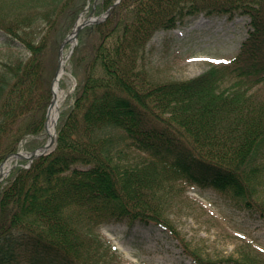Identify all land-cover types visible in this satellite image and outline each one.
<instances>
[{
    "label": "trees",
    "instance_id": "16d2710c",
    "mask_svg": "<svg viewBox=\"0 0 264 264\" xmlns=\"http://www.w3.org/2000/svg\"><path fill=\"white\" fill-rule=\"evenodd\" d=\"M71 1L0 0V48L18 41L28 52L0 58V163L44 130L45 63L62 39L50 38L54 21H39ZM200 1L247 12L253 31L227 62L160 80L146 65L150 34ZM96 31L54 149L0 185V264H107L113 249L97 226L128 219L174 231L165 189L178 177L228 192L264 218L255 197L264 187V0H121Z\"/></svg>",
    "mask_w": 264,
    "mask_h": 264
},
{
    "label": "rangeland",
    "instance_id": "374dc122",
    "mask_svg": "<svg viewBox=\"0 0 264 264\" xmlns=\"http://www.w3.org/2000/svg\"><path fill=\"white\" fill-rule=\"evenodd\" d=\"M110 2L72 0L69 5L60 4L53 8L52 16L39 21L40 26L54 21L57 26L50 30V38L58 36L64 40L73 31L79 18L101 16ZM74 4L79 5L78 8L75 9ZM185 7L205 11L204 7L197 9L193 4ZM42 8L46 12L51 6L48 4ZM183 8L177 12L181 14H177L175 19V26L179 29L191 20L188 16L195 12L189 14ZM206 18L205 13L194 16L193 30L184 35L167 34V38H164L161 32L165 28L157 30L159 33L156 31L155 36L160 39L155 40V44H147L146 65L152 75L165 81L186 80L199 75L213 64L230 59L238 52L244 37L242 30L232 42L220 40L213 45H202L201 39H204V31L208 27ZM98 24L92 22L84 25L79 31L76 44L72 47V42H66L63 47L64 56L71 52L66 62L67 73L61 80L66 97L62 100L60 113L72 107L75 97L73 88L77 79L84 76L87 60L98 44ZM59 49H50L47 53L45 78L49 79L50 86L59 64ZM5 52H12L24 60L28 56L25 48L17 42L13 49L4 46L0 48V58ZM259 94L258 99L264 101V92ZM48 137L46 128L39 134L28 135L21 140L17 150L31 151L43 145ZM30 162L27 157H10L7 164L11 170L3 176L0 185L8 184L17 168L28 166ZM166 190L170 200L167 220H170L174 231L155 224L143 226L127 219L101 223L98 231L102 240L115 247L107 264H193V257L204 258L210 261L209 264H264V218L259 211L245 208L228 192L203 188L182 177L176 178ZM255 197L264 204V187L256 192Z\"/></svg>",
    "mask_w": 264,
    "mask_h": 264
},
{
    "label": "bare ground",
    "instance_id": "6f19581e",
    "mask_svg": "<svg viewBox=\"0 0 264 264\" xmlns=\"http://www.w3.org/2000/svg\"><path fill=\"white\" fill-rule=\"evenodd\" d=\"M86 19H84L83 17L79 18L76 22L75 27L80 26L81 24H83L85 22ZM74 32H72V34H70L71 37V41H74ZM65 61L66 58L65 56H63L62 58V64L58 70L57 73V78L54 82L53 88H54V102L50 107L49 110V114H48V120H47V130H48V134L51 136L54 134V129H55V125L58 119V114L60 111V107H61V103L62 100L66 97V93L64 92L63 88L60 85V80L61 78L64 77V75L66 74L65 71ZM41 148L38 149V151H40ZM10 170V167L8 166V164L5 162L2 164V166L0 167V175H7L8 172Z\"/></svg>",
    "mask_w": 264,
    "mask_h": 264
},
{
    "label": "water",
    "instance_id": "95a60500",
    "mask_svg": "<svg viewBox=\"0 0 264 264\" xmlns=\"http://www.w3.org/2000/svg\"><path fill=\"white\" fill-rule=\"evenodd\" d=\"M81 28V26H78L77 27V30H76V32H75V34H74V36L76 37V35H77V32L79 31V29ZM62 46H63V44H62ZM62 54V52H61V50H60V55ZM61 62H62V60L60 61V64H61ZM57 77V76H56ZM55 77V78H56ZM54 101V100H53ZM52 101V102H53ZM55 141V137L53 136L52 138H51V140H50V143L48 144V145H46L45 146V148H47L49 145H51L53 142ZM31 154L32 155H35L36 154V151H33V152H31ZM17 155H22V153L21 152H17Z\"/></svg>",
    "mask_w": 264,
    "mask_h": 264
}]
</instances>
